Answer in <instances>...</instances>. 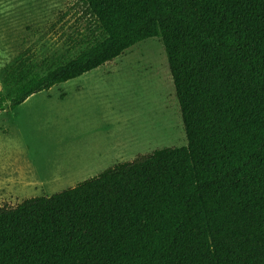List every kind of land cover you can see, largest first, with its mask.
Listing matches in <instances>:
<instances>
[{"label": "trees", "instance_id": "obj_1", "mask_svg": "<svg viewBox=\"0 0 264 264\" xmlns=\"http://www.w3.org/2000/svg\"><path fill=\"white\" fill-rule=\"evenodd\" d=\"M95 32L54 68L20 52L0 112L159 38L186 146L0 206V264H264V0H80Z\"/></svg>", "mask_w": 264, "mask_h": 264}, {"label": "rangeland", "instance_id": "obj_2", "mask_svg": "<svg viewBox=\"0 0 264 264\" xmlns=\"http://www.w3.org/2000/svg\"><path fill=\"white\" fill-rule=\"evenodd\" d=\"M95 30L80 0H0V91L5 68L20 52L28 50L54 68L84 49ZM45 93L29 97L14 113L0 112V206L50 196L118 163L186 146L159 38L139 42L112 62ZM58 152L65 155L60 163ZM72 154L86 161L70 179L23 188L21 179L31 178V172L48 184L46 167L73 166ZM96 154L99 163L88 165Z\"/></svg>", "mask_w": 264, "mask_h": 264}, {"label": "crops", "instance_id": "obj_3", "mask_svg": "<svg viewBox=\"0 0 264 264\" xmlns=\"http://www.w3.org/2000/svg\"><path fill=\"white\" fill-rule=\"evenodd\" d=\"M46 94H49V91H47L45 93V96H46ZM47 96H50V95H47ZM27 100L25 102H27ZM76 156H77V158H76ZM94 156H95L94 161L92 163H91V161H88V165H95V164L99 163L100 154H98V155L96 154ZM72 157L74 158V162H76L73 166H68V167L65 166V167L60 168V166H58V164L61 161H63V158H65V155H64V153L58 152L57 153V158H58L59 163L53 164V165H50V166L46 167L47 176H45V180L44 181L47 182L48 184H42L43 183V179H41V177L39 175L37 177H35L34 176V172H31V174H32L31 178H29V176H28V178L21 179V181H24V183L22 184L23 188H26V187L35 188V187H42V186H50L53 183H56V182H58L60 180L70 179L73 176L72 173L74 172V169H77L78 167L81 166V164H83L86 161V160H82V157H84L82 154H77V155L72 154ZM122 163H124V162H122ZM79 164H80V166H79ZM104 171H101L99 174H101ZM98 175H96L95 177H97ZM6 184L9 185V183H6ZM52 186H54V185H52ZM8 196H10V194Z\"/></svg>", "mask_w": 264, "mask_h": 264}]
</instances>
